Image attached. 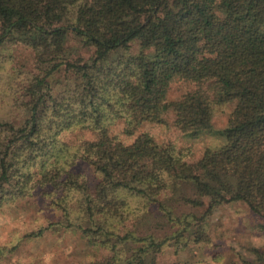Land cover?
<instances>
[{
    "label": "trees",
    "instance_id": "trees-1",
    "mask_svg": "<svg viewBox=\"0 0 264 264\" xmlns=\"http://www.w3.org/2000/svg\"><path fill=\"white\" fill-rule=\"evenodd\" d=\"M0 57L17 87L0 109V207L50 198L57 224L107 251L79 264H158L168 240L208 241L207 217L230 202L264 217V0H0ZM174 79L193 88L170 99ZM232 102L224 142L196 159L136 133L197 138ZM73 127L96 137L69 146Z\"/></svg>",
    "mask_w": 264,
    "mask_h": 264
},
{
    "label": "rangeland",
    "instance_id": "rangeland-1",
    "mask_svg": "<svg viewBox=\"0 0 264 264\" xmlns=\"http://www.w3.org/2000/svg\"><path fill=\"white\" fill-rule=\"evenodd\" d=\"M11 50L3 51L1 56L3 53H12ZM15 54L29 61L30 50L26 49L23 52L18 50ZM16 88L12 79L2 77L0 81L1 110L11 102ZM192 88V83L174 79L167 90L168 97L178 98ZM233 105L232 102L214 106L213 130L210 133L203 132L197 138H182L176 130L166 129L164 125L157 123H143L136 133L147 131L157 142L170 139L183 146L192 144L194 148L192 158L196 159L201 156L205 147L216 148L224 142L218 130L226 125ZM171 116L170 114V119ZM120 129L121 124L116 123L110 126L109 131L123 141L130 142L133 136L122 134ZM95 137V132L79 127L63 130L60 134V138L69 146ZM74 169L90 174L84 165H76ZM60 214V209L48 197L16 196L5 201L0 207V247H6L8 250L1 257L0 264H79L106 256L105 248L95 245L78 229L57 224ZM206 221L208 241L196 242L188 239L187 244L176 251L174 241L168 240L165 243L166 246H163L156 255L157 263L258 264L260 257L264 260V217L250 211L245 203L235 201L220 205L207 217ZM173 230L174 228H170L169 236ZM39 231H41L40 234H38Z\"/></svg>",
    "mask_w": 264,
    "mask_h": 264
}]
</instances>
